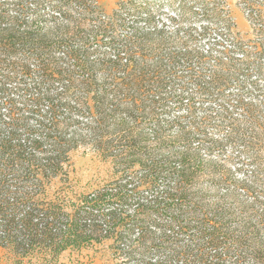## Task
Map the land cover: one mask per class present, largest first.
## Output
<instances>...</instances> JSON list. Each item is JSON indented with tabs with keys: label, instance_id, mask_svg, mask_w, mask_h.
<instances>
[{
	"label": "trees",
	"instance_id": "1",
	"mask_svg": "<svg viewBox=\"0 0 264 264\" xmlns=\"http://www.w3.org/2000/svg\"><path fill=\"white\" fill-rule=\"evenodd\" d=\"M58 1L54 12L66 24L48 26L22 10L39 0H0V249L11 264H54L104 241L115 264H264L263 110L237 102L250 125L245 145L260 161L240 179L202 153L200 132L166 135L182 117H165L190 107L183 96L190 85L218 87L196 82L236 74L234 54L242 62L264 57V0H240L258 25L249 42L233 33L225 0H182L215 24L214 33L224 32L225 45L197 55L164 50L170 38L144 12L146 2L123 0L108 18L96 0ZM130 14L154 25L145 31L127 21ZM181 75L194 83L173 90ZM228 112L220 105L213 114ZM81 148L112 164L116 178L107 187L72 188L71 154Z\"/></svg>",
	"mask_w": 264,
	"mask_h": 264
},
{
	"label": "rangeland",
	"instance_id": "2",
	"mask_svg": "<svg viewBox=\"0 0 264 264\" xmlns=\"http://www.w3.org/2000/svg\"><path fill=\"white\" fill-rule=\"evenodd\" d=\"M96 1L102 9L103 15L109 18L119 8L118 3L123 0ZM225 1L226 10H228L236 24L232 27L233 33L239 34L240 38L246 42L254 40L258 34V25L252 20L251 14L247 12L240 0ZM58 2V0H39V3L35 5L32 2L24 3L22 10L28 16L29 22L37 24L41 22L40 25L45 24L48 26L53 25L54 22L65 25V20L54 12ZM133 2L137 7L142 6L146 2L147 5L142 6L145 9L144 12L154 17L157 29H164L165 33H160V35H167L170 38L168 40L169 43L164 47L165 51L176 53L191 51L196 55L197 52H204L203 54H205L206 50L213 47L212 44L223 42L224 40L219 37L220 33H224L221 32L222 30L214 33L215 24L212 26L202 21V16L195 14L201 13L200 9L195 7V5L179 6L182 0H133ZM62 10L66 12L67 6H62ZM53 14L57 18L55 21L51 20ZM141 16L134 17L130 14L126 18L129 23L135 21L145 31H148L154 23L147 22L145 14ZM37 19L39 22L35 21ZM202 27L212 28L211 34H213L205 36ZM226 47L230 49L227 45ZM217 49L220 48L218 47ZM233 57L237 59L239 66L236 67L237 73L231 78H223L216 82L210 79L196 82L219 83L218 87L213 84L216 89L219 88L218 91L213 90L212 85H206L201 91H198L192 85L187 88V92L183 96L186 102L190 103V107L185 106L180 110H172L169 115L165 116L168 120L174 119V116L182 117L180 122L173 125L166 135L175 136L183 128L187 131L195 130L200 132L199 145L197 147L202 148V153L207 158L219 163L226 171L231 170L235 176L237 174L240 179L243 177V173L251 176V172H255L260 161L256 155V147L253 144L251 146L245 145L246 139L242 136L243 129H247L250 125L241 115L243 110L239 108L237 102L245 101L251 103L264 112V57L260 58L259 55H254L249 57V60L246 59L245 62L240 61L242 60L240 55L234 54ZM181 59L185 58L180 57V59H177L179 63L175 65L183 71L185 69L182 68L184 64ZM209 65L210 63L206 65L207 68H211V66L208 67ZM177 75L180 76V74ZM102 76L103 74L99 73L98 79H101ZM170 83L174 85V88L172 86L173 90H180L183 83L194 82L181 75L180 80L173 79ZM19 84L22 83H6L7 87L10 88H15ZM36 84L23 83L24 86L29 88ZM30 91L26 93L21 91L16 98H29L36 92ZM0 97L6 96L0 95ZM220 105H225L230 112L222 118L213 114V111L220 109ZM189 115H194L195 118H188ZM208 115H212L213 119L209 120ZM261 157L264 159V155ZM71 166L72 188H75L78 193H91L98 188H105L110 181L116 178L115 170L109 161L103 159L98 153L85 148L78 149L71 154ZM262 181L260 179V183ZM110 245V241H104L103 243L93 242V244L79 251L66 252L58 260L54 261V264H115L117 262L112 254ZM0 264H11L7 253L2 249H0Z\"/></svg>",
	"mask_w": 264,
	"mask_h": 264
}]
</instances>
